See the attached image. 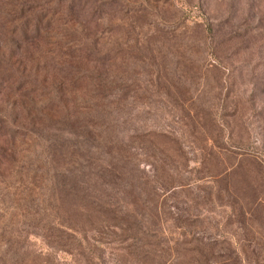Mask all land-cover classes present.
Here are the masks:
<instances>
[{
	"label": "rangeland",
	"instance_id": "1",
	"mask_svg": "<svg viewBox=\"0 0 264 264\" xmlns=\"http://www.w3.org/2000/svg\"><path fill=\"white\" fill-rule=\"evenodd\" d=\"M0 264H264V0H0Z\"/></svg>",
	"mask_w": 264,
	"mask_h": 264
},
{
	"label": "trees",
	"instance_id": "2",
	"mask_svg": "<svg viewBox=\"0 0 264 264\" xmlns=\"http://www.w3.org/2000/svg\"><path fill=\"white\" fill-rule=\"evenodd\" d=\"M80 80V79H79ZM79 80H77V81H79ZM62 81H64V82H67V83H70V84H74L75 82H72V81H70L67 77L66 78H62ZM76 81V82H77ZM44 82V81H43ZM63 86H65V83H61L60 85H59V91L58 92H61V90L62 91H64V87ZM60 95V98L59 99H61V96H62V94H59ZM48 98H55L54 96H53V93L51 92V91H49L48 93H47V95H46ZM62 100V99H61ZM107 164V167H102V171L100 172V174L101 175H104L105 177H107L108 179H110L111 181H113V182H115V180L118 178L117 176L119 175L118 174V171H119V169H117V167L115 166V165H112L111 163H106ZM43 168H45V163H43V167H42V169ZM63 171H65V172H63V174H65V175H67V176H73L72 178H71V181H73V182H75V183H79L80 185H78V186H74V187H72L70 190V192L68 193V195L67 196H69V197H73V198H76L77 199V197H80V196H83L85 193L83 192V188H84V186H83V181H78V179L79 178H83V177H85V175H84V173L86 172V171H84V168H82V169H76V168H74V167H72V170L70 169V167L69 166H67V167H64V170ZM77 176H79V177H77ZM77 177V178H76ZM60 195H61V193H60ZM61 200H60V203H61V201H62V198H60ZM84 199H82V201H83ZM87 206V205H86ZM82 210H86L85 209V206L84 207H82ZM83 212H85V211H83ZM87 213L88 212H85L84 214H82V216L84 217V218H87L88 216H87ZM60 219H59V223H58V227H60L61 229L62 228H66V229H68L69 231H72V232H74L75 234L77 233V228L79 227V225H74V226H71V224L70 223H64V221H63V219H61V217H59ZM113 220V219H112Z\"/></svg>",
	"mask_w": 264,
	"mask_h": 264
}]
</instances>
